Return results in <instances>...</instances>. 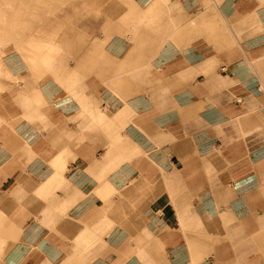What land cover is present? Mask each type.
<instances>
[{"label": "crops", "instance_id": "crops-1", "mask_svg": "<svg viewBox=\"0 0 264 264\" xmlns=\"http://www.w3.org/2000/svg\"><path fill=\"white\" fill-rule=\"evenodd\" d=\"M79 12L0 0V264H264V0H102L104 57Z\"/></svg>", "mask_w": 264, "mask_h": 264}, {"label": "rangeland", "instance_id": "rangeland-1", "mask_svg": "<svg viewBox=\"0 0 264 264\" xmlns=\"http://www.w3.org/2000/svg\"><path fill=\"white\" fill-rule=\"evenodd\" d=\"M80 1H82L84 3L80 4ZM95 1L97 2V5L93 6V3H91V0H79V7H80V12L78 15L79 22L85 23L87 21L91 22L93 20V22L95 24L94 33H93L94 34V49L93 48L89 49L90 55H95L98 57L110 56L111 51H109L110 49L108 48V43H109L110 38H111L110 35L114 34V33L111 29L109 30V26H108L109 20L107 21V19H106L107 17H103L102 14H100V4L102 3V0H95ZM55 2H57V1H52L50 3L51 6L54 5ZM58 2L61 3V1H58ZM55 6H58V4H55L52 7L55 8ZM87 9L89 10L88 16L86 14V12L88 11ZM82 12H83V14H81ZM92 12H93V16L91 15ZM34 18L36 19V18H38V16H36ZM50 18H54V15H50V16L48 15L46 17V22ZM199 22L197 21L195 25H192V27L196 28V29H197V27L201 28V25L199 24ZM213 23H214V21H213ZM79 24H81V23H79ZM212 25H214V24H212ZM64 32L66 34L69 33L67 37H69L72 34L73 35L78 34V36H79L78 50H75V52H73V53H71L72 52L71 48H69V47L65 48L66 46L64 47V44L66 42L65 41L66 38H64ZM199 33H201V32L195 31V33H192V39L193 40L198 39V37H199L198 35H200ZM204 34H205V32L203 34H201L202 36H200L203 39H205L206 35H207V34L206 35H204ZM98 36H100V37L97 38ZM87 38H88V34L85 31H79L78 33L66 32V31H63V32L48 31L46 40L47 41L49 39L54 40V41L57 40L54 43H56L57 46L62 45V48H61V46L59 48L61 51L58 52L57 55L62 54L63 56H65V55L66 56H76L77 54H79L81 56V55H87L88 54L86 47L82 46V45H84ZM69 42H71V41L69 40ZM78 65L82 66V67L86 66V64H78ZM95 65H98L100 67L99 71H95L96 81H98L101 85L104 84L105 87L116 90V87H114L112 85V80L114 79L113 76L115 75L114 73L116 71H115V69H113V70L111 69L109 71V68L107 66H109L110 63H106V64L99 63V64H95ZM111 65L113 66V64H111ZM47 66H48V73H50V72L54 73V72H58V71L63 72V71L70 68V64H63V65L60 64V65H50V66L48 64ZM115 66H116V64H115ZM125 72H127V70ZM129 79L125 78L124 81H128ZM124 81H123V83H124ZM4 226H6L5 223H3V224L0 223V231L4 230V228H3Z\"/></svg>", "mask_w": 264, "mask_h": 264}, {"label": "bare ground", "instance_id": "bare-ground-1", "mask_svg": "<svg viewBox=\"0 0 264 264\" xmlns=\"http://www.w3.org/2000/svg\"><path fill=\"white\" fill-rule=\"evenodd\" d=\"M69 2V1H68ZM2 3V2H1ZM26 4H28V6H31V8H34V7H37V6H40V5H38L39 4V1H35V3L34 2H32V1H30V3H28V1L27 2H25ZM51 2L50 1H48L47 2V4H46V6H51V4H50ZM63 3H64V5H65V3H66V1H63ZM35 4V5H34ZM151 8V7H150ZM149 8V10H151ZM148 10V11H149ZM147 14V13H146ZM193 16V15H192ZM157 19H158V17H156V16H152V15H150L149 13H148V15H146V16H144L143 17V21L145 22V23H147V24H153V23H155L156 22V24H158V22H159V20L157 21ZM169 21L171 20L170 18L168 19ZM203 20V19H202ZM199 22V18H198V16L197 15H194L192 18H191V20H190V22H191V26L192 25H195L196 24V22ZM44 23H45V21H43ZM54 23L55 22V20L54 21H51V20H49V21H47V23ZM201 22H199V24H200ZM203 23V22H202ZM172 24V23H171ZM173 26V25H172ZM200 26V25H199ZM204 26V25H203ZM202 26V27H203ZM206 26V25H205ZM174 28V27H173ZM207 28V27H206ZM191 30V29H190ZM175 31V30H174ZM210 32V31H209ZM206 33V32H205ZM211 33V32H210ZM200 35L201 34H203L202 32L201 33H199ZM208 34V33H207ZM172 35V34H171ZM204 35H206V34H204ZM199 36V35H198ZM202 36V35H201ZM215 37V36H214ZM214 37L212 38L211 37V39H214ZM216 37H217V35H216ZM215 37V38H216ZM34 39V38H33ZM231 39H232V37H231ZM49 40H51V39H49ZM166 40V39H165ZM161 48V47H160ZM50 50H54L53 49V47H51V48H48L47 49V57L48 58H51V57H55V52H50ZM2 62V61H1ZM3 65H4V63H3ZM3 65H0V67L1 66H3ZM4 67V66H3ZM6 68V67H5ZM4 68V69H5ZM3 69V68H2ZM1 69V70H2ZM0 70V71H1ZM222 70H223V67H222ZM1 73H2V71H1ZM5 74V73H4ZM121 82H122V80H121V78H120V74L117 72L116 73V75H115V77H114V79L112 80V85L114 86V87H118V86H120L121 85ZM226 82V81H225ZM227 83V82H226ZM238 101H240V99H237ZM122 113V112H121ZM167 180H168V178H167Z\"/></svg>", "mask_w": 264, "mask_h": 264}, {"label": "built area", "instance_id": "built-area-1", "mask_svg": "<svg viewBox=\"0 0 264 264\" xmlns=\"http://www.w3.org/2000/svg\"><path fill=\"white\" fill-rule=\"evenodd\" d=\"M223 70H226V67H223ZM239 102V101H238Z\"/></svg>", "mask_w": 264, "mask_h": 264}]
</instances>
